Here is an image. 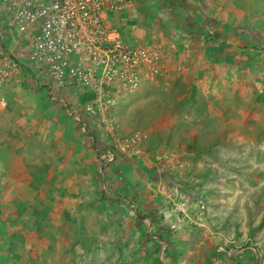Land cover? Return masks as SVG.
Returning a JSON list of instances; mask_svg holds the SVG:
<instances>
[{"label": "rangeland", "instance_id": "1", "mask_svg": "<svg viewBox=\"0 0 264 264\" xmlns=\"http://www.w3.org/2000/svg\"><path fill=\"white\" fill-rule=\"evenodd\" d=\"M255 1L243 0L246 13L240 15H246V21L249 20L250 23L241 29L240 33L244 37L264 33V6L252 8ZM238 2L239 0H234L232 7L240 6L241 3ZM140 6L145 16L140 15V20H136L142 35L139 41L146 37L154 40L161 32L166 34L168 28L160 26L164 14L160 11L156 13L157 9H150L143 4ZM169 11L167 9L163 13ZM221 12H218L217 17ZM196 20L201 21V18ZM204 22L205 20L201 24L206 25ZM227 28L228 33H237L236 28ZM182 31L180 34H183ZM223 32L225 31L215 34L211 43L223 36ZM180 34L178 31V35ZM193 37L195 39L188 37L186 42L178 41V47L183 45L189 55L192 54V47L194 48L192 41L206 40ZM256 41L258 44H247V47L244 42L234 45L235 41H226L229 45L225 46V53L232 52V47L236 52L233 55L229 53L226 64L213 63L215 69L208 73V83L205 79L207 73H200L202 70L199 73H190L185 67L183 57L178 56V75L174 73L177 66H169L165 59V68L161 66V70L155 73L151 86L145 87V82L134 94L126 93L122 101H115L109 112L97 120L104 126V150L100 153L105 154V147L110 145L109 147L115 148L118 158L134 156L140 142L145 139L148 147L155 153L146 150L148 147L145 148L143 157H148L151 163L142 172V175L149 173L153 180L148 183L154 184L150 187L156 195L153 200L144 202L139 196H135V189H138L136 184L134 192L131 188L130 192L124 190L117 193L120 195L118 199L122 197V200L126 198L130 201V212H127L129 221L125 218V222L138 225V228L131 230V237L135 238L137 234L145 232V229L147 235L150 227L154 233L159 230L157 219H147L141 210L142 205H146V211L155 215L158 214L155 207H159V199L164 207L167 206V201H175L178 208L184 210V215L175 221L169 213L166 214L165 221L169 224L170 231L175 234L178 231V239L186 236L194 245L199 244L203 255L213 254L216 249L231 250V255L237 256L228 259L226 264H264V40L261 41L257 36ZM202 46L205 49L207 45ZM191 60L193 64V58ZM180 79L183 82L179 83ZM193 87L195 93L192 91ZM117 104L114 115L113 109ZM198 108H201L200 112ZM98 145L102 147V144ZM100 153L97 150L96 156L99 155L101 171L106 175L110 167L107 159H103ZM137 184L140 186L142 182ZM128 194L132 195L126 197ZM101 200V206L109 207L107 198L103 197ZM16 205L19 208L21 206L17 203ZM29 211L19 214L7 198H0V264L142 262V258H139L142 257L141 254L135 261H132L133 255L130 254L133 250H139L141 245L131 247L129 251L121 243L122 247L118 251L120 260L115 263L114 250L118 246L111 240V245L106 244V241H102V245L97 244L96 247L102 249L100 256L93 251L95 245L90 246L94 240H85L83 237L82 242L85 241L87 245H82L86 246L87 251L83 249L78 253L80 250H76L74 254L77 255L74 256L68 252L73 246L68 245V241H78V235L66 228L65 235L59 229L55 230V238H65V243H57L53 252L49 235L52 226L45 222L41 230L36 231L33 222L37 223L39 216L31 213V208ZM85 215L87 218L82 220L90 221L91 215ZM120 215L122 213H116V218ZM104 217L109 220L112 218L109 214H104ZM67 226L75 228L73 224ZM80 226L83 229V224L78 225ZM118 229L109 225L104 229L103 235L112 238ZM182 232H186V235H179ZM121 250L128 254H122ZM188 261L186 258L180 264H189Z\"/></svg>", "mask_w": 264, "mask_h": 264}, {"label": "crops", "instance_id": "2", "mask_svg": "<svg viewBox=\"0 0 264 264\" xmlns=\"http://www.w3.org/2000/svg\"><path fill=\"white\" fill-rule=\"evenodd\" d=\"M131 1L132 6L123 9L122 13H113L106 16L109 27L118 29L132 46H142L152 40L150 37H146L141 42L139 41L142 35L136 20H140V15L141 17L145 16L140 5L143 4L145 7L149 6L150 9H157L156 13L160 11L164 14L160 26H166L168 32L166 34L159 33L153 41L168 45L170 49L167 59L169 66L172 65L173 68L177 66L174 73L178 75V56L183 57L184 64L186 63L185 67L190 70V73H199L201 70L200 73H207L205 76L207 83L210 79L208 73L215 69L214 64L211 65V63H222L229 56V53L233 55L236 52V49L232 47L230 49L232 52L225 53V46L229 45L226 41H235L234 45L244 42L236 40L240 35L244 37L240 33L242 27L250 25L249 20L246 21L247 16L240 15L246 13L243 0L238 2L241 3L239 9L232 7L234 0H195V2L194 0ZM261 1L263 0H256L252 5L260 8L264 6V3H260ZM220 7L221 10H219ZM167 9H170V11L166 14L163 13ZM218 12L221 13L219 17H216ZM236 16L239 18L236 19ZM199 18L207 20L210 23V28L214 31L217 18L221 20H218L217 23L226 21L230 24L229 26L237 29L236 34L223 32V36H220L212 45L213 48H216L215 53L220 59L215 58L213 55L210 58L207 57L206 50L202 46L204 41L201 40L192 41L194 48L192 47L191 55L188 54L189 51L184 50L183 45L178 47L180 46L178 41L183 40L186 42L188 37L195 39L193 36H196L203 39L197 35V31L192 29V24L197 26L198 21L196 19ZM11 22L12 19L6 11L5 4L0 0V41H2L5 48L19 53L20 47L18 43H15L16 34L12 32ZM182 28H185L184 31H182ZM178 31L179 34L181 31L183 34L178 35ZM217 31L220 33L219 29ZM184 34H186L185 37ZM257 36L261 41L264 40V33L260 35L254 33L247 36V38L256 41ZM256 43L258 44L257 41ZM191 58H193V64H191ZM249 60L251 62L252 57ZM210 61L212 62L210 63ZM223 63L226 64L227 62L224 61ZM19 81L2 92L4 93L3 98H5L6 107L0 105V198H7L11 206L22 215L29 213V208H31V213L39 216L38 222H33L36 231L41 230V226L45 222L50 224L52 228L49 235L53 247L57 243L61 245V241L65 243V238H55V230L59 229L65 235L66 230L70 229L72 232H77L78 241L75 242L71 239L68 241V245H73L68 250L69 253L74 254L76 250H80L78 252L80 253L83 249L87 251L86 246L83 247L82 245H87L85 241L82 242L85 238V240H94L90 246L95 245L93 248L94 253L101 256L102 249L96 247L97 244L106 241V244L111 245V240L114 245L118 246V249L114 250L113 261L115 263L120 260V252L118 251H120L119 247H122V243L124 244L123 247H127L129 251L131 247L141 245L139 250L130 252L133 255L132 261H135L141 254L142 257L139 258H142V262L139 264H146V262L154 264L157 254L151 235L149 233L145 235L146 229L143 226L145 232L139 229L142 234H137L135 238L131 237V230L138 228V225L125 222L126 220L129 221L127 212H130V201L126 198L122 200V197L118 199L120 195H117V193L124 190L130 192L131 188L134 192V184H136L138 189H135L137 190L135 196H139L144 202L150 199L153 200V196L156 195L150 187L154 184H148L153 180L150 178L149 173L142 175L144 169L147 170V167L150 166L151 161L143 157L137 159L133 157L118 158L115 162L109 164L110 168L105 175L101 171L102 165L99 155L96 156L97 150L98 153L104 150L102 149L104 146V126L95 120H90L89 135L84 134L80 129V125L65 115V111H63V105L66 103L78 106L89 100V96L78 89L71 91L60 89L53 81L48 79V76L38 70ZM151 84L152 82L149 81L145 87L151 86ZM119 97L123 99L124 96ZM117 107L118 104L113 109L114 115ZM98 143L102 144L101 148ZM136 182H142V184L138 186ZM103 197L108 199L107 205L109 207L100 205L103 204L101 200ZM16 203L21 204V206L19 205L20 208ZM159 203V207H155L158 214L153 215L151 211H146V205H142L143 209L141 210L147 216V219L153 215V219H157L156 225L159 227L157 233L165 234L170 228L165 221L164 214H171V210L168 205L164 207L160 199ZM174 203L176 202L174 201ZM86 213H89L91 218L90 221L84 222L82 219L87 218ZM116 213H122V215L116 218ZM104 214L112 216L111 220L106 219ZM172 217L176 220L174 216ZM97 219L100 220L97 221ZM67 224H73L75 228H69ZM82 224L83 229L81 226L78 227ZM109 225L110 227L119 228L112 238L103 235L104 229H107ZM163 225L165 229H163ZM127 227L128 229H126ZM183 233L186 235V232L179 235H183ZM188 240L186 236L178 239V231L176 234L174 233L169 250L170 255H173V259L178 255L182 258L181 252L183 250V259L187 257V253L191 254L190 247L192 245H186V242L192 244V241ZM145 243L146 245H143ZM77 247L78 249H76ZM53 252H55V247ZM192 252L199 253V262H205L202 259L203 251H200L199 244L198 246L194 245ZM121 253L128 254L123 250H121ZM89 254H92V252Z\"/></svg>", "mask_w": 264, "mask_h": 264}, {"label": "built area", "instance_id": "3", "mask_svg": "<svg viewBox=\"0 0 264 264\" xmlns=\"http://www.w3.org/2000/svg\"><path fill=\"white\" fill-rule=\"evenodd\" d=\"M3 2L22 54L42 65L58 87L90 92L93 99L85 107L89 115L98 111L104 115L115 93L134 92L144 81L155 80V73L161 70V47L127 46L120 34L106 25V16L132 4L130 0ZM11 54L0 60V89L15 71L9 70ZM1 105L5 106L3 100ZM67 112L79 121L77 110ZM86 128L85 123L83 131Z\"/></svg>", "mask_w": 264, "mask_h": 264}, {"label": "clouds", "instance_id": "4", "mask_svg": "<svg viewBox=\"0 0 264 264\" xmlns=\"http://www.w3.org/2000/svg\"><path fill=\"white\" fill-rule=\"evenodd\" d=\"M131 3H132V1H131ZM260 3H264V0L261 1ZM132 4L128 5L127 7H131ZM5 7H6L7 13L10 15V13L8 12V9H7V6L6 5H5ZM127 7H125L124 9H126ZM240 7L241 6H237L236 8L239 9ZM253 7L254 6L252 5V8ZM122 10H120V11H118L116 13H122ZM111 14H113V13H111ZM218 20H220V19L217 18V21L215 22V26L216 27L213 25L214 28H215V31L212 28H210V23L207 20H205V22H204L206 25H202L201 24V22L203 21V19H201V21H198L197 22V26H194V24H192V26H193L192 29L194 31H197V33H198L197 35L200 36L203 39H206L204 41V44L207 45L206 48H205V50H206V55L209 58L212 57V55H213L215 58L220 59L217 56V53H215L216 48H213V46H212V45H214V42L216 41V39H215L214 42H212L213 44L211 43V39L212 38H215V34L218 33V31H217L218 29H219V31H223L224 30L226 32V34H227L229 28L226 29V27L230 25L226 21H224V23L223 22L217 23ZM216 24H218V25H216ZM106 25L109 27V23H107V21H106ZM112 29H114L115 31H117L120 34L121 38L124 40V42L126 43L127 46H130V47L159 46V47H161L163 49V57L161 59V63H162L161 65L163 66V68H165V65L163 64V61L165 59H168V57H169V51H170V49L168 48V45L167 44L152 40V41H149V42L145 43L142 46H132L131 43H128L126 41L125 36L118 29H116V28H112ZM240 38L241 39H244L246 42L248 40V42H247L248 44H257L256 41H254L253 39H250V38H247V37H243L241 35L238 37V40ZM208 43H210V44H208ZM245 45L247 47V44H245ZM207 47H208V49H207ZM2 52H3V54H2ZM9 52H12L11 55H12V58H13L12 59L13 61H11V66H10L9 70L10 71L15 70V71L12 72V75L10 76V78L7 81H4L2 83V86H1V89H0V94L2 93L3 90L8 89V87H10L12 85H15V83H17V82H20L19 80H22L24 77H27L31 73H34L35 70H38L39 72L45 74L46 76H48V79L49 80H51V81L54 82V80L49 75V73L47 72V70H45L42 65L35 64L30 59L26 58V56L22 54V50L21 49L19 50V53H15L14 51H11L10 49L5 48L3 46L2 41H0V60L4 59L5 56H6V54L9 53ZM224 61H226V60H224ZM211 62L212 61H210V63ZM211 65H213V63H211ZM18 68L20 69V71H16V69L18 70ZM14 80H16V81H14ZM149 81H151V80H146L143 83L149 82ZM59 88L60 89H66L68 91L76 90V89L82 90L84 94H87L89 96V100H86L85 103L80 104L78 106H76V105H69L67 103L65 105H63V111H65V115H67L68 117H70L74 121H76L80 125V128H81L82 133H84V131L82 129L83 128V125L86 123L87 124V127L88 126L91 127L90 120L97 121L99 118L103 117L107 112H109L110 108H112L114 106L115 101L118 102V100H121L122 99V98H119L118 99V96L120 94H122L123 96H125L126 93H127V95L134 94V92H136L137 90H139L141 87L138 88L134 92H119L118 91L117 93H115L114 96H113V98H112L111 106H110V108L107 111H105V114L104 115H101L99 111L95 115H89L88 114V112H87V110H86L85 107L90 102H92L91 100L93 99V95H91L90 92L86 91V89H82L80 87H74V88H61V87H59ZM2 100L5 102V98L0 97V105H1ZM5 106H6V102H5ZM79 108H84V109H81L80 110ZM69 109L70 110H72V109L73 110H77L79 112V117H80L79 121L75 119L74 115H71V114H69L67 112ZM107 116H109V114ZM144 141H141L140 142L139 146L137 147L136 154L134 156H130V157H133V158H136L137 159L139 157L145 156V152H146L145 148H146V146L144 145ZM106 153L107 154L104 156V159H107V165L115 162L116 161V158H118V154H117L115 148H111V147L107 148L106 149ZM143 158H145V157H143ZM146 159H148V158H146ZM160 195H162V193H160ZM167 205L170 206L171 215L174 216L176 219L178 217H182L184 215V210L178 208V203H174V201H167ZM164 217L166 219V214H164ZM163 229H165V226L164 225H163ZM170 230H167V233H165V234H163V233L158 234L157 231H159V230H157L154 233V232L151 231V227H150V230H149L148 233L151 235V239L153 241V244L156 246V254H157V258L153 262L154 264H168V263L169 264H178L179 262L181 263L182 261L186 260V258L189 259V261H188V262H190L189 264H191V263L192 264H226V262L228 261V259H231V257L234 259L237 256V255L236 256L235 255L232 256L231 255V252H232L231 250L216 249L213 254L210 253V254H207V255H203V258H204L205 262H199V256H198L199 253L192 252V249L194 247V243L191 244V243H188V242L185 241L186 242V245H192V247H190V253L191 254H188L187 253L188 256L185 257V259H183V253H184V250H183L181 252L182 258L179 257V255H178V257H176V258L173 259V255H170L171 252L169 250H170V247H171V241L173 239L174 233L172 231H170ZM164 244L166 245V247L163 249V245ZM200 251H203V249H200Z\"/></svg>", "mask_w": 264, "mask_h": 264}, {"label": "trees", "instance_id": "5", "mask_svg": "<svg viewBox=\"0 0 264 264\" xmlns=\"http://www.w3.org/2000/svg\"><path fill=\"white\" fill-rule=\"evenodd\" d=\"M181 82H183L181 79L179 80V83H181ZM177 84H178V79H177ZM194 93L196 92L195 91V87H193V90H192ZM190 93H191V91H190ZM201 111V108H198V112H200ZM90 128L91 127H87L86 128V131H84V134H87V135H89V132H90ZM81 129V128H80ZM83 129V128H82ZM144 145L146 146V147H148V144H147V140H145L144 141ZM110 146V145H109ZM109 146H107V148H109ZM106 148V149H107ZM146 150H148V151H150L151 153H154V151H153V149L149 146L148 147V149H146ZM107 153L105 152V154H102V153H100V155L102 156V158L104 159V156L106 155ZM155 154V153H154ZM148 158V157H147ZM161 196V195H160ZM170 207V206H169ZM150 218H153V215L152 216H149Z\"/></svg>", "mask_w": 264, "mask_h": 264}]
</instances>
